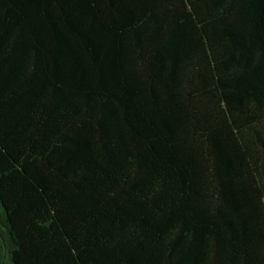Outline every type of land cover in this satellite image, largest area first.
<instances>
[{"label":"trees","instance_id":"1","mask_svg":"<svg viewBox=\"0 0 264 264\" xmlns=\"http://www.w3.org/2000/svg\"><path fill=\"white\" fill-rule=\"evenodd\" d=\"M0 264H264V0H0Z\"/></svg>","mask_w":264,"mask_h":264}]
</instances>
